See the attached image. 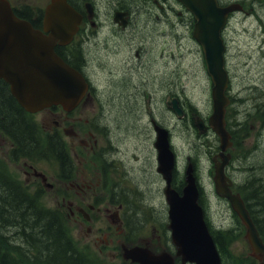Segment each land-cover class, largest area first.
<instances>
[{"label": "rangeland", "instance_id": "obj_1", "mask_svg": "<svg viewBox=\"0 0 264 264\" xmlns=\"http://www.w3.org/2000/svg\"><path fill=\"white\" fill-rule=\"evenodd\" d=\"M12 4L18 5L24 2L32 8H42L49 0H10ZM223 3L242 1L244 5V13L234 15L223 35L227 45V61L232 67V87L238 92L242 85L250 86L251 81H257L258 77L264 73V0H221ZM94 9L98 12V17L107 26L111 25L110 9L113 5L118 3L126 4L132 8L133 19L132 25L128 29V33L134 35V40L137 42L139 38L142 44L147 48L145 54L142 56V65L135 67L134 72H130L131 82L137 84L139 79L145 80L148 74L154 75L156 78H162L164 69L166 70L167 91L170 89L172 95H178V100L191 105L196 112L203 118H207L211 112V84L202 62L201 51L197 43L191 37V26L189 24L190 18L187 13L180 7L175 0H157L154 4L151 0H92ZM109 15V17H108ZM111 33L106 30H99L97 39L95 37L93 44L89 47V52L86 59L90 63V68L93 70L92 75L89 76V81L93 87L94 105L81 106L71 115H66L60 108L51 112L43 111L33 115V120L36 123L39 135L45 137L47 133H53L57 129L63 135V129L69 128L66 122H75V127L85 126L84 120L101 119L102 124L108 127L109 137L117 134L121 137L124 131L116 132L117 126L125 127L126 123L134 124L135 128L131 132L134 133L135 147L139 140L138 130L146 122V114L150 113L158 117L160 114L162 122L172 134V145L176 153V167L175 178L178 181L183 175V170L186 165L187 158L193 159L196 165L197 181L202 188L205 197V209L208 222L213 228H228L232 230L237 237L231 244V252L235 256L249 257L251 256L250 247L244 236L243 226L237 224L226 202L216 197L212 183V165L210 162L209 149L214 142L217 144L215 136L209 131L205 135L197 136L195 133H185L183 131L182 122L178 120L175 123V118L172 113L166 108L165 113L162 109L149 108L148 106L136 105L131 108L124 106L120 107L117 104L115 95L119 94L116 87V82L120 78L119 73L103 74L99 63L103 64L105 59L101 47L104 40H109ZM263 48V49H262ZM119 55L116 59H108V64L104 67L110 69L115 68L120 63ZM136 62V60H135ZM165 63V66H164ZM246 77V81L243 78ZM264 80V74L262 76ZM147 80V79H146ZM114 97V98H113ZM141 100V99H140ZM103 102H106L105 104ZM124 118L125 120H119ZM128 118V119H127ZM127 119V120H126ZM53 120L60 122L58 128H54ZM249 129V128H248ZM250 131V132H249ZM242 131L245 139L242 140V149H237L235 152H254L257 147L264 151V136L261 142H257L258 132L257 128ZM132 136V135H131ZM64 137V135H63ZM142 140V139H141ZM132 139L129 145H131ZM10 142L8 139L0 138V162L6 164L7 168L13 173L19 181L26 183L30 192H38L39 200L46 208L60 209L66 217V225L68 227L71 238L77 245V248L93 255L98 260L104 261L106 264H123L120 254V244H125L123 237L117 236L112 229L111 234L107 238L114 240L111 246H105V240L102 237L103 232L107 231L108 220L101 216L98 223H86L82 226L75 216H70L68 213V195L69 189L57 177L58 169L53 163L46 160H30L28 162L37 172H42L47 177V182L52 184V188H47L35 177L26 178L24 171L27 167L24 161L12 163L8 159V152L10 149ZM126 140L121 146L124 149L127 146ZM126 152H131V147L127 146ZM128 157L130 154L128 153ZM260 156L255 155L252 163L256 165ZM132 160L134 168L133 181L135 182L134 190L141 193L138 202L142 205L146 204L151 208V212L141 214L140 218V236L141 243L152 242V246L156 247L158 251L164 248L165 234H163L161 227L152 221L156 219L164 221V198L161 192L162 184L159 185L152 173L145 171L146 166L134 159ZM131 162V164H132ZM246 162H244L240 169L234 171V180L236 183L244 179H249L245 171ZM263 166H264V152H263ZM242 171V172H240ZM259 171V170H258ZM257 171L256 177L264 183V169L261 174ZM130 184H133L131 182ZM256 185V184H254ZM261 193L264 190L260 191ZM79 199H76L78 202ZM124 199L120 202L122 203ZM251 201V200H250ZM137 204L138 208L141 207ZM260 206H255L256 214L263 219L264 214L260 212ZM154 217V219H152ZM264 226V222H261ZM90 228V232H87ZM102 228V230H100ZM108 232V231H107ZM135 238V239H137ZM107 241V240H106Z\"/></svg>", "mask_w": 264, "mask_h": 264}, {"label": "flooded vegetation", "instance_id": "obj_2", "mask_svg": "<svg viewBox=\"0 0 264 264\" xmlns=\"http://www.w3.org/2000/svg\"><path fill=\"white\" fill-rule=\"evenodd\" d=\"M150 1V0H144ZM156 4L157 0H151ZM72 7L81 15V23L78 27V31L73 36V39L67 45H56V53L74 69H77L82 75L89 81V76L92 75V69L90 63L86 59V55L89 52L91 45L97 44L94 42L95 37L99 30H106L111 33L109 40L111 44H108V40H104L101 45V51L105 57L103 64H100L103 74L107 75L112 73H119L120 78L116 82V87L119 90V94L114 97L120 107L131 108L133 106H148L149 108H156L165 110L168 105V99H176L178 102V95L167 94V80L166 70L162 78H156L154 75L148 74L146 79H139L137 84L131 82L130 72H134L135 67L142 65L143 55L147 48L142 44V40L145 38L134 40L132 32L128 33V29L132 25L133 13L131 7L126 6H112L109 12L111 16V25L107 26L98 17V12L92 6V18H90L85 10V4L83 0H70ZM92 4V0H90ZM93 5V4H92ZM14 7V11L18 17L30 22L34 29H38L44 34H47L43 30V10L41 8H32L30 5L21 2L18 5L11 4ZM123 11L126 15L118 18L116 21V12ZM108 15V17H109ZM233 14L229 18H232ZM228 26V25H227ZM226 26V27H227ZM264 47V45L262 46ZM263 49V48H262ZM264 54V50L261 51ZM119 55L120 63L115 68L105 69V65L108 64V59H116ZM136 60V62H135ZM165 66V63H164ZM232 67L228 65L229 83L226 91L228 97V105L225 112V125L230 134L231 146L228 150L230 155V161L228 168L234 164H239L242 161L241 152H235L237 149H242V140L245 139V135H237L242 131L253 129L254 127L259 130L257 142H261L264 136V80L261 74L257 81H251L250 86L242 85L238 92L232 88ZM246 77L243 78L245 82ZM90 82V81H89ZM91 86V84H90ZM91 88V87H90ZM170 95V98H168ZM91 93L84 98L80 103V106L94 105V100ZM113 97V98H114ZM141 99V100H140ZM104 104L106 102H103ZM47 112H51L50 109H46ZM146 122L138 130L139 140L135 147L134 143V130L135 126L132 123H126L125 127L117 126L116 132L124 131L121 137L113 135L109 137L108 127L106 124H102L101 119H92L90 124L89 120L85 119V126L75 127V122L70 119L66 122L69 127L67 137L54 133L48 135L52 141L61 142L63 145V178L62 183L69 189L68 213L70 216H75V219L82 225L89 223H98L101 216H104L108 220L107 231L103 232L102 237L105 240V246H111L114 242L113 239L107 238L111 234L112 229L115 235L123 237L124 240H128L130 245L134 244V237L129 234L131 232L130 221L140 218L141 214H136L134 203V185L133 181L134 168L131 158L141 163L142 166H146L145 171L153 174L155 180L160 183L161 177L157 174L156 170V152L153 148L155 140L154 124L158 126H165L162 122L160 114L158 117L146 114ZM128 119V118H127ZM126 119V120H127ZM119 120H125L119 118ZM54 128H58L61 124L58 121H54ZM249 128V129H248ZM250 132V131H249ZM132 135V136H131ZM238 136L240 139L234 141V138ZM0 138L4 140V137L0 135ZM132 139L131 145H129ZM142 139V140H141ZM126 140L127 146L131 147V152L127 151V146L122 149L121 146ZM15 142V141H14ZM10 149L8 152V159L11 156L12 163L18 161V156L21 155L18 147L10 142ZM31 152H25V154H31ZM257 155L260 156L258 167L263 168V152L259 151L256 147ZM128 153L130 157H128ZM132 162V164H131ZM27 169L24 171L26 178L35 177L36 169L24 162ZM258 165V163H257ZM157 176V178H156ZM133 182V184H130ZM26 185V183L24 182ZM257 190H264V183L257 179ZM76 199H79L78 202ZM124 199L125 204L120 202ZM146 207H149L146 205ZM150 208V207H149ZM151 209V208H150ZM142 210V209H141ZM153 223L161 226V221L156 219ZM166 228V226H165ZM164 227L161 226V230L164 234ZM102 230V228H100ZM90 228H87V232H90ZM139 246H142L141 243ZM144 245L152 246V242H145ZM122 243L120 244V247ZM153 248V247H151Z\"/></svg>", "mask_w": 264, "mask_h": 264}, {"label": "water", "instance_id": "obj_3", "mask_svg": "<svg viewBox=\"0 0 264 264\" xmlns=\"http://www.w3.org/2000/svg\"><path fill=\"white\" fill-rule=\"evenodd\" d=\"M193 16L192 37L202 50L206 72L211 79L212 112L208 126L219 138L220 152L212 158L215 193L230 202L232 210L246 227V238L253 253L264 264V245L251 221L243 201L229 188L225 175L229 134L225 129L224 112L228 103L225 96L227 74L224 69L225 46L221 37L228 15L241 10L238 4L219 6L217 0H176ZM80 15L65 0H51L45 9L44 30H35L16 17L7 0H0V79L10 88L11 95L26 111L35 113L50 106L60 105L65 112L72 111L85 96L88 83L80 72L66 64L54 51L55 45L70 42L80 23ZM173 112L181 118L182 110L173 102ZM200 132L207 127L198 120ZM155 149L157 171L166 181L164 194L167 202L168 229L174 247V257L180 264H220L214 241L204 221L199 204V190L192 166L185 170V186L181 194L172 186L174 156L169 148L168 132L156 127ZM217 157L220 161H217ZM124 260L136 264H175L168 252L155 254L144 247H123Z\"/></svg>", "mask_w": 264, "mask_h": 264}, {"label": "trees", "instance_id": "obj_4", "mask_svg": "<svg viewBox=\"0 0 264 264\" xmlns=\"http://www.w3.org/2000/svg\"><path fill=\"white\" fill-rule=\"evenodd\" d=\"M190 19L192 21V18ZM189 109L191 113L195 111L192 107ZM25 115L26 112L9 94L6 85L0 81L2 133L17 143L19 151L25 153L34 150L39 158H42L44 152H50L54 160L63 165L64 150L60 142L47 139L42 143L36 137L34 125L26 120ZM183 122V125L189 128L192 121ZM212 148L217 149V145L214 144ZM250 176L253 177L252 172ZM254 184V179L247 183L253 186L251 188L253 204L258 200V206H262L263 212L264 192L257 190ZM182 186L183 180L179 179L178 191ZM37 195V192L31 194L5 169H0V264H103L92 255L77 249L69 234L63 213L58 209L46 208ZM246 206L256 223L247 203ZM233 215L236 218L235 214ZM210 231L222 258V264H250L243 258L230 254L229 245L234 239L230 231Z\"/></svg>", "mask_w": 264, "mask_h": 264}, {"label": "bare ground", "instance_id": "obj_5", "mask_svg": "<svg viewBox=\"0 0 264 264\" xmlns=\"http://www.w3.org/2000/svg\"><path fill=\"white\" fill-rule=\"evenodd\" d=\"M256 186H257V179L255 180ZM258 188V187H257Z\"/></svg>", "mask_w": 264, "mask_h": 264}]
</instances>
